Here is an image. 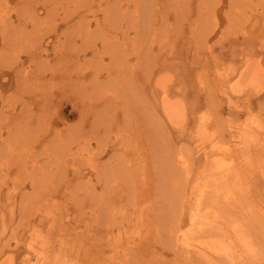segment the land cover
I'll return each mask as SVG.
<instances>
[{
    "label": "rangeland",
    "instance_id": "1",
    "mask_svg": "<svg viewBox=\"0 0 264 264\" xmlns=\"http://www.w3.org/2000/svg\"><path fill=\"white\" fill-rule=\"evenodd\" d=\"M33 1L35 0H0V91H2L0 93V114L4 115H0V145L6 142L0 149V156H2L0 157V207L3 206L5 209L4 211L0 209V260L5 256L13 255L11 257H13L15 264H21L27 257L31 258L32 264H43L48 249H50L52 245L54 246L55 243H57L55 245L57 248L56 253L64 254L65 252H70L72 255H69L68 258L73 260V263L76 262V259H79V257L82 258V260H80L82 263L79 262L78 264H109L110 257L113 256H115V259H127L128 257L122 256L136 245L138 240L135 241V236L138 233V229H140L135 223L134 213L130 214L131 211L133 212L141 208L147 210L150 206L151 210L152 208L158 209L161 205L160 207L166 210V217H168V219L164 220L165 224L164 222L159 223L160 225H158L157 231L159 233H168L172 224L175 223L173 220L169 221V218L172 214L178 212L177 210H179V205L181 203L178 198L172 199L170 197L173 194L172 197H179V194H182V192L179 193V191L184 189V182L188 180V178H186L187 176L191 175L189 179L191 184L192 181L196 179L195 183L198 189L202 188L206 180L213 176L215 168L217 167L219 169H226L227 167L233 169L241 165L252 168V166L257 164L255 159L258 154L255 151L247 154V152L243 150V147L240 146L233 156L235 158L232 159L231 156L225 155L227 152L225 150L229 145H233L237 142L241 144L240 135L242 130L240 127H242L243 124L247 123L255 126L259 121L253 123L250 120L255 121L254 118H258V116L264 117V107H261V104L264 106V91L258 94L256 96L257 98L252 97V108L249 107L251 109V112H249L245 106H243L246 104V102L242 100L244 98L240 100L231 90L232 83H235L234 73L237 71L235 61L237 60L239 62L243 60V56H245L243 53H246V50L243 51L242 49L245 34L254 43V46L248 47L249 50H247V52H249L250 49L257 50L259 53V62L264 66V0H233L231 4L230 0H218L220 3L216 0H208L213 1L212 4L207 2L211 10L199 13V6L205 4L203 3L204 0H201L202 2L200 0H129V2L123 0L119 2L122 3V9L127 10L128 8L132 10L133 15L135 14L136 6H142L144 4H151V6L148 7H150V9L151 7H154V9L156 8V12L152 14L149 21H146L144 24L145 26H135L137 23L135 16L132 18L135 19V21H132L130 18L122 23L118 22V24L121 23L119 26L122 27V30H116L118 28L116 24L110 25V20H113V17H115V20L122 17V15L118 13L112 14V17L111 12L107 11V7L109 6L107 4L113 0H86V2H92H89V5L99 9V13H97L98 15H96V17L93 12L88 10L86 2L82 4L83 0H38L39 2L36 0L37 4L40 3L38 5L36 1ZM184 1H187L188 4ZM43 5H46L45 8ZM228 7H230L228 11L230 17H225L224 11H226ZM236 7H239L238 10ZM48 8L51 11L48 10ZM32 11L34 13H32ZM46 11L48 12L46 13ZM112 11L114 10L112 9ZM235 13L239 20L235 18ZM65 15L70 17L68 18ZM241 15H243L244 18ZM36 17L38 18L35 19ZM97 17L99 18V23L96 21ZM165 18L168 20H165ZM168 21L170 24L166 23ZM127 23H130V25L133 24L135 27L132 26V28H129L130 25ZM171 24L175 25L173 26ZM83 25L88 27H85L88 34ZM74 27L76 29L72 31ZM98 28H101L102 37L100 36ZM91 29L98 30L96 31V35L92 34L93 31L91 33ZM221 29H223V32ZM198 30L201 31V33H199ZM227 30L232 32L229 33ZM207 31H212L208 41L206 40L207 38L204 37ZM151 32H155L156 34H150ZM90 33L92 36L89 38L88 36ZM125 33H128V35ZM176 35L177 37H175ZM103 37L109 39H105L104 42H107L106 44L109 45L108 47L111 51H116L118 48L122 49L125 47L130 53H132L131 49H133L134 53V51H136L135 49L140 47L138 52L143 53L144 50H147L151 52V55L156 57L159 63L164 62V64H166L168 62L169 65L160 70L159 76H169L168 79H170L169 84H171L170 91L172 98L184 102L187 108L188 116L184 123V129L174 128L170 125L172 134L169 136L167 133L168 125H159L157 121L164 117L160 104L155 102L156 100L154 97L145 90L143 95H134L133 98L135 101L131 112H127V110L125 111L126 113L119 111L117 116L116 111L113 110V106L109 103L107 104L108 99L104 96L101 97L100 92L103 93V90L100 88V84L92 80L96 76L99 77L97 80L98 82L107 79V76L108 81L113 79V77H115V69L118 65L116 63L117 59L114 57L111 59L110 56L112 55L109 57L105 55L101 59V62H98L100 66H95L96 68L94 66H92L94 67L92 68L91 65L87 67L85 64V61H87L86 59L96 56V53L92 52L89 39L92 40V38H94L93 41L97 42L100 49L104 51V43L102 44L101 41ZM84 38L87 40H85V43L83 42ZM38 39L41 41H38ZM166 39H176V41L173 40L171 42ZM69 41H74V43H69ZM167 41H169L170 45ZM72 44L74 45L71 46ZM174 45H176V47H174ZM248 45L249 44H244V47ZM148 46L149 48H147ZM209 47L213 48L212 52L214 53H211V48ZM73 49L79 50L78 52H72ZM162 50H164V52ZM81 51H84L85 54ZM135 55V53L134 55L130 54L128 57L136 61ZM196 55H200V58H197ZM153 56H151L150 59H152ZM45 60L49 63L45 62ZM77 60H79V62ZM115 63L117 65H115ZM135 63H137V61ZM73 64L79 66L76 67ZM111 64H114L115 68H112ZM149 64L154 63L152 62ZM234 67L235 69H233ZM79 68L80 70H78ZM98 68H101L102 71ZM85 72H89L90 74H86ZM70 74H72V76ZM138 80L142 83L140 79ZM224 80L226 81L224 82ZM82 84L84 86H82ZM145 84L143 85L142 83L143 86L149 85ZM87 89H91L92 92ZM155 89L158 91L156 97L160 98L159 86ZM149 90L150 88H148V91ZM78 91L82 93L80 94ZM84 94H87L85 95L86 97L90 94L92 98H84ZM8 99H11L10 104L7 103L10 102ZM117 100H120L119 103H121L123 99L116 97L109 101H112V104ZM12 102H14L13 105ZM23 102H27V104H23ZM93 103L96 105L93 106ZM43 104L46 107H44ZM27 113L30 114L27 115ZM45 114L46 116H44ZM82 114L85 120L82 118ZM48 115H52L50 118L53 120H49L47 117ZM250 115L255 116L251 118ZM39 118H41L40 120L42 121H40ZM245 118H247V121L244 123ZM47 119L49 123L46 122ZM81 119L84 121H81ZM78 121L79 125H76ZM71 122L74 123L71 124ZM65 124L67 125L65 126ZM56 125H59V127ZM217 128L220 129L214 132ZM179 131H183L184 133H180ZM250 132H254V135H258V139L264 138L262 131L251 130ZM242 134H244V132ZM213 137L214 140H212ZM221 137L223 139L222 142L220 141ZM15 138L17 139L15 140ZM165 139H167V141ZM48 141L51 143H48ZM215 141H217V143ZM67 143L70 144L67 145ZM189 146L192 147V150H190L191 148ZM3 147H7V149L5 150ZM170 148L173 150L175 148L172 156L178 158V160L180 159L179 161L181 162L174 169L168 168L169 163L165 158L166 152H170L166 150H171ZM182 150L183 152L184 150L186 151L185 154L188 152L184 155V159L179 155V151ZM192 151L193 155H188L189 152L192 154ZM25 153L27 154L25 155ZM259 153L261 155L264 154V147L262 148V152ZM69 154L71 155L67 156ZM77 154H79V156ZM6 157L11 158L9 162H15V167L13 166L10 169L7 168L8 166L5 163L7 160ZM38 158L40 160H38ZM43 158L46 159L44 160ZM194 158L195 163L192 162ZM49 159H53L54 161H50ZM184 160L190 162V172H182L183 169L179 172L178 168L184 166ZM23 161L24 163L22 164ZM80 161L84 162L82 163ZM82 165L83 167H80ZM162 165H165L166 168L164 166L162 168ZM21 166H23V169H20ZM66 166H68V169ZM48 167L51 172H49ZM159 167H161V169ZM25 168H27V170ZM35 168L36 174H32L31 171L34 172ZM20 171L22 173H18ZM67 171L70 174H68ZM48 174L52 177H49ZM77 174L79 176H77ZM27 175H29V178ZM1 178H3L2 181ZM62 178H64V180ZM82 178L86 182H84ZM37 179H39L38 181L41 183L42 188L40 185L38 186L40 190L33 189L34 184L32 185V182L34 181L32 180ZM75 179L81 181V183H78L79 181L76 182ZM52 180L56 188H58L57 190H55L56 188L51 182ZM55 180H57V182ZM16 181L21 182L20 184L23 185H21L22 189L18 187L19 185L16 184ZM232 181L233 180L230 179V183H232ZM261 181L263 186L262 192H264V181L262 178ZM77 183L80 184V186L78 185L79 187ZM248 183L251 185V189L247 194L242 195L239 193L236 204L234 203L231 207V212L235 210L236 205L250 208V210H257V208H260L258 188L255 186L253 180ZM112 184H115L114 187H112ZM14 189L17 190L14 194L7 195L9 192L15 191ZM131 189L133 191H131ZM30 192L31 196H29ZM38 194H40L39 196L42 197V201L44 200L45 204L41 203V199H38ZM33 195L36 196L35 199L32 197ZM110 195L118 196L117 201H115L116 204L109 205L112 198ZM21 196L24 198H20ZM247 196H249L248 202H246ZM262 196H264V193ZM31 197L34 201H32ZM73 197L74 199L77 197L75 199L77 203L74 202L75 200ZM164 197H168V201ZM30 202L36 204L28 208V205H31ZM23 205H25V207ZM35 206L39 207L35 209ZM113 208L116 209L113 210ZM28 209L31 211L34 210L31 212ZM112 211H117V215H115L119 219L123 218L122 213L127 214V216L130 214L127 217L128 219L123 222L125 225L123 232H121L122 238H117L115 244L112 243L113 240H109L112 237V223L117 224L120 222L116 221L117 223H114L116 217H112ZM29 213L32 217H28ZM25 215L28 216L26 217ZM2 217L4 218L2 219ZM129 218H133V220L129 221V224H127V221L130 220ZM27 221L29 223H27ZM27 226H29V228ZM151 226L153 227L151 236L156 235L157 231L156 228H154L155 224L152 223ZM51 228L53 230H51ZM133 234H135L134 237H132ZM126 240H129V244L126 243ZM154 241L155 240L152 242ZM102 243L104 249L107 250L106 256H97ZM156 243H158V241ZM195 243L197 242L195 241ZM142 245L145 251H142L140 254L132 255L140 258L142 257L144 260L141 259L146 261L142 263L141 260H137L138 264H156L155 258L157 257L159 260H169L174 256L168 248H162L164 244H159L157 245L158 247L154 245L149 246L148 244L144 245L143 243ZM60 248L62 249L61 251ZM56 253L53 252V254ZM156 253L161 255L159 256ZM95 256H97L95 259L96 261H89L91 257L95 258Z\"/></svg>",
    "mask_w": 264,
    "mask_h": 264
},
{
    "label": "bare ground",
    "instance_id": "2",
    "mask_svg": "<svg viewBox=\"0 0 264 264\" xmlns=\"http://www.w3.org/2000/svg\"><path fill=\"white\" fill-rule=\"evenodd\" d=\"M26 1V0H25ZM36 1V0H35ZM33 1V2H35ZM38 1V0H37ZM37 1H36V4H37ZM66 1V0H64ZM69 1V0H68ZM73 1V0H72ZM71 1V2H72ZM88 1V0H87ZM123 0H113L111 2H109L107 5H109L107 7V11L108 12H111V16L113 17L112 14H119V15H122L121 18H117L116 20L114 19L115 17H113V20L109 18L110 20V25H115L116 26L118 25V28L116 30H122L119 25H121V23L123 21H127L128 19L131 18L132 21H135L136 19V24L135 26H141V25H144L146 23V21L148 20L149 21V18L152 17V14L156 12V8L154 9V7H148V6H151V4H144L142 6L140 5H137L136 6V11H135V14L133 15V12L132 10L128 9H122V3H119V2H122ZM129 2V0H127ZM179 1V0H178ZM201 1V0H200ZM218 1V0H216ZM222 1V0H221ZM39 2V1H38ZM86 2V0L84 1L83 0V3L84 4ZM90 3H92L91 1H89ZM89 2H86L87 4V7H88V10H90V12H93L94 13V16L96 17V15H98L97 13H99V9H96V7L92 6V5H89ZM186 4H188L187 1H184ZM202 2V1H201ZM207 2H210L211 4L213 3V1H208V0H204L203 3H205L204 5H200L199 6V10H198V13L199 12H207V10H211L207 4ZM220 3V1H218ZM231 2L233 3V0H230V4ZM52 3V2H51ZM95 3V2H94ZM222 3V2H221ZM262 3V2H261ZM40 4V3H38ZM37 4V5H38ZM42 4V2H41ZM128 4V3H127ZM198 4V3H197ZM243 4V3H242ZM251 4V3H250ZM254 4V3H253ZM252 4V5H253ZM263 4V3H262ZM59 5V4H58ZM66 5V4H65ZM68 5V4H67ZM225 5V4H224ZM249 5V4H248ZM251 5V6H252ZM261 5V4H260ZM46 6V5H45ZM45 6L43 5V7L45 8ZM48 6V5H47ZM256 6V5H254ZM262 6V5H261ZM33 7V6H32ZM53 7V6H52ZM57 7V6H56ZM129 7V6H128ZM185 7V6H184ZM55 8V7H54ZM82 8V7H81ZM125 8V6H124ZM183 8V7H182ZM186 8V7H185ZM188 8V6H187ZM207 8V9H206ZM237 8V7H236ZM239 8V7H238ZM237 8V10H238ZM243 8V7H241ZM240 8V9H241ZM35 9V8H34ZM112 9L114 11H112ZM198 9V8H197ZM230 7H228V9L226 8V11H224L225 13V17H230V13H228ZM235 9V8H234ZM239 9V10H240ZM256 9V8H255ZM37 10V9H35ZM48 10H50L48 8ZM244 10H245V7H244ZM51 11V10H50ZM250 11V10H249ZM259 11V10H258ZM31 12V11H30ZM37 12V11H36ZM35 12V14H36ZM48 11H46L47 13ZM231 12H234V11H231ZM237 12V11H236ZM253 12V11H252ZM262 12V11H261ZM32 13H34L32 11ZM238 13V12H237ZM247 13V12H246ZM69 14V13H67ZM87 14V13H85ZM128 14V16H127ZM130 14V15H129ZM236 14V13H235ZM243 14V13H242ZM37 15V14H36ZM70 15V14H69ZM72 15V14H71ZM109 15V14H108ZM118 15V16H119ZM248 15V14H247ZM250 15V14H249ZM248 15V16H249ZM35 16V15H33ZM40 16V15H39ZM48 16V15H47ZM54 16V15H53ZM67 16V15H65ZM136 17L135 19H132L133 17ZM155 16V15H154ZM232 16V14H231ZM236 19L239 20V18H237V14L234 15ZM240 16V15H239ZM238 16V17H239ZM243 17V15H241ZM247 16V17H248ZM251 16V15H250ZM263 16V14H262ZM68 17V16H67ZM70 17V16H69ZM68 17V18H69ZM93 17V16H92ZM241 17V18H242ZM38 17H36L35 19H37ZM49 18V17H48ZM66 18V17H65ZM94 18V17H93ZM244 18V17H243ZM40 19V17H39ZM38 19V20H39ZM95 19V18H94ZM98 17L96 18V21L98 22ZM167 18H165L166 20ZM234 19V18H233ZM232 19V20H233ZM130 20V21H131ZM168 20V19H167ZM237 20V22H238ZM245 20V19H243ZM78 21H81V20H78ZM129 21V22H130ZM131 21V22H132ZM231 21V20H230ZM118 22H121L120 24H118ZM226 22V21H225ZM249 22V21H248ZM87 23V22H86ZM85 23V24H86ZM99 23V22H98ZM168 24V22H166ZM125 24V23H124ZM128 25H130V23H127ZM148 24V23H147ZM151 24V23H150ZM149 24V25H150ZM167 24V26H168ZM243 24V23H241ZM76 25V24H75ZM171 25H175V24H171ZM57 26V25H56ZM135 27L133 24L130 25L129 28H132ZM145 26V25H144ZM78 27V26H77ZM83 27L85 28H88L87 26H84ZM100 27V26H99ZM177 27V26H176ZM202 27V26H200ZM227 27V26H226ZM225 27V29H226ZM229 27V26H228ZM231 27V26H230ZM236 27V26H235ZM238 28H240L239 26H237ZM263 27V25H262ZM67 28V27H66ZM70 28V27H68ZM86 28H85V31H86ZM111 28V27H110ZM157 28V27H156ZM168 28V27H167ZM237 28V29H238ZM242 28V27H241ZM56 29V28H55ZM71 29V28H70ZM76 28L74 27V29L72 28V31H74ZM80 29V28H79ZM99 29V28H98ZM161 29V28H160ZM163 29V28H162ZM207 29V28H206ZM225 29H224V32H225ZM231 29V28H229ZM236 29V28H235ZM54 30V29H53ZM81 30V29H80ZM84 30V29H83ZM90 30V29H89ZM140 30V29H139ZM165 30V29H164ZM209 30V29H208ZM222 32H223V29H221ZM242 30V29H240ZM262 30V28H261ZM50 31V30H49ZM55 31V30H54ZM67 31V30H66ZM68 31H71V30H68ZM93 31V33H92ZM96 31L98 30H93L91 29V33L92 34H95L96 35ZM103 31V30H102ZM112 31V30H111ZM126 31V30H125ZM136 31V30H135ZM199 31V30H198ZM213 31V30H212ZM211 31V32H212ZM228 31V30H227ZM226 31V32H227ZM263 31V30H262ZM48 32V31H47ZM78 32V31H77ZM81 32V31H80ZM84 32V31H82ZM128 32V31H127ZM211 32L207 31V33L204 34V37H206L207 41H208V38L210 37L209 35L211 34ZM229 33H231L230 31H228ZM227 32V33H228ZM234 32V31H233ZM86 33L88 34V32L86 31ZM85 33V34H86ZM90 33V35L88 36L90 38V36H92ZM99 33H100V36L103 35L101 34V28L99 29ZM105 33V32H104ZM113 33V32H112ZM136 33V32H135ZM140 33V31H139ZM148 33V32H147ZM154 34H156L155 32H153ZM152 32L150 34H153ZM162 33V32H160ZM199 33H201V31H199ZM51 34V33H50ZM80 34V33H79ZM107 34V33H106ZM105 34V35H106ZM128 35V33H125ZM131 34V33H130ZM197 34V33H196ZM48 35V34H47ZM137 35V34H135ZM193 35V34H192ZM46 36V35H45ZM112 36V35H111ZM125 36V35H124ZM123 36V37H124ZM154 36V35H153ZM164 36V35H163ZM198 36V35H196ZM201 36V35H200ZM222 36V35H221ZM102 37V36H101ZM99 37V38H101ZM108 37V36H107ZM167 37V36H166ZM177 37V35L175 36ZM174 37V38H175ZM244 40H243V51L246 50V53L244 52L243 55V60H240L239 62L236 60L235 63H236V68H237V71H235V83L233 84L232 83V91L236 94V97H238L240 100L242 98V100H244L243 102H246L245 105V108L251 112V109L249 107H251L252 105V97H256L258 94H261L263 91H264V66H262V64H260V60H259V53L257 50H254V49H250L249 52H247V50H249V46H254V43L250 40V38L248 36H244ZM248 37V38H247ZM41 40H42V37L40 36ZM51 38V37H50ZM59 38V37H58ZM133 38V37H132ZM163 38V37H162ZM196 38V37H194ZM68 39V38H67ZM66 39V40H67ZM73 39V38H72ZM75 39V38H74ZM82 39V38H81ZM94 38L89 39L90 40V44H91V49H92V52L96 53V56L95 57H92V58H88L86 59L87 61H85V64L87 67H91L92 66H100L99 65V61L101 62V59L106 55H108V57L110 55V58L113 59L112 57L116 58L117 59V64L115 63V65H117L116 69H115V77H113V79L111 80H107L108 79V76H107V79L103 80V81H100L98 82L97 80L99 79L98 76H96L94 79H92L95 83H98L100 84V88H102V92L101 93L100 91V95L101 97L104 96L108 99V102L107 104L109 103L111 106H113V110L116 111L117 113V116H118V112L119 111H123L125 112L127 110V112H131L132 109H133V104H134V101L135 99L133 98L134 95H143L145 93V91H147V93L151 94L154 99L156 100L155 102H158L163 110V113H164V117H162V119L160 120H157L159 122V125H164V126H167V133L169 134V136L172 134V131H170V125H172L174 128L177 127L179 129H184V123L186 122L187 120V108L184 104V102L180 101L179 99H173L172 98V94H171V84H169L170 82V79H168V77H166L165 75H161L159 76V73H160V70L163 68V67H167L169 64L168 62L166 64H164V62L162 63H159L156 59V57H154L153 55H151V52L147 51V50H144L143 53H140L138 52L140 50V47L138 49H135L136 51H134V53L136 54L134 57L137 61V63H135L136 61H133V59L130 57H128L130 54H133V49H131V52L127 49V48H118V50L116 51H111L109 50V45L106 44L107 42L104 40L107 39L105 37L102 38V44L104 46V51H102L100 49V47L98 46L97 42L93 41ZM127 39V38H126ZM129 39V38H128ZM179 39V38H178ZM199 39V38H198ZM205 39V38H204ZM40 39H38V41H41ZM60 40V39H59ZM58 40V41H59ZM76 40V39H75ZM83 40V39H82ZM85 40L86 38H84V43H85ZM109 40V39H107ZM166 40H169V39H166ZM176 41V39H173ZM172 39L169 40V41H173ZM230 40V39H229ZM48 41V40H47ZM87 41V40H86ZM146 41V39H145ZM158 41V40H157ZM169 41H167L169 43ZM254 41V40H253ZM262 41V40H261ZM109 42V41H108ZM119 42V41H118ZM156 42V41H155ZM222 42V41H221ZM225 42V41H224ZM223 42V43H224ZM39 43V42H38ZM62 43V42H61ZM69 43H74V41H69ZM110 43V42H109ZM114 43V42H113ZM167 43V45H168ZM176 43V42H175ZM208 43V42H207ZM214 43V42H213ZM216 43H217V40H216ZM256 43V42H255ZM56 44V43H55ZM87 44V43H86ZM111 44V43H110ZM181 44V43H180ZM199 44V43H198ZM206 44V43H205ZM222 44V43H221ZM244 44H249L247 47H244ZM74 44H72L71 46H73ZM166 45V43H165ZM170 45V43H169ZM216 45V44H215ZM88 46V44H87ZM107 46V47H106ZM208 46V45H206ZM212 46V45H211ZM59 47V46H58ZM112 47V46H111ZM110 47V49H111ZM172 47V46H171ZM174 47H176V45H174ZM213 47V46H212ZM264 47V46H263ZM81 48V47H80ZM79 48V49H80ZM149 48V46L147 47ZM173 48V47H172ZM201 48V47H200ZM211 48V47H209ZM79 49H73L72 52H78ZM83 49V47H82ZM160 49V48H159ZM165 49V48H164ZM212 49L211 48V53H214L212 52ZM71 50V49H70ZM69 50V51H70ZM81 50V49H80ZM150 50V49H149ZM209 50V49H208ZM67 51V50H66ZM164 52V50H162ZM242 51V52H243ZM46 52V51H45ZM84 53V51H81ZM241 52V53H242ZM66 53V52H65ZM68 53V52H67ZM160 53V52H159ZM179 53V52H178ZM64 54V53H63ZM79 54V53H78ZM85 54V53H84ZM39 55V54H38ZM79 56V55H78ZM90 56V55H89ZM94 56V55H93ZM151 56H153L152 59ZM157 56V55H156ZM197 56V55H196ZM200 56V55H199ZM199 56H197V58H200ZM234 56V55H233ZM232 56V57H233ZM204 57V56H203ZM261 57V56H260ZM44 58V57H43ZM196 58V57H195ZM202 58V57H201ZM234 58V57H233ZM19 59V58H18ZM46 59V58H45ZM160 60V59H159ZM198 60V59H197ZM75 61V60H74ZM79 62V60H77ZM231 61V60H230ZM17 62V61H16ZM45 62H48L45 60ZM154 63V64H149V63ZM171 62V60H170ZM201 62V61H200ZM203 62V61H202ZM49 63V62H48ZM68 63V62H67ZM72 63V62H71ZM76 63V61H75ZM74 63V64H75ZM110 63V62H109ZM108 63V64H109ZM241 63V64H240ZM73 64V65H74ZM81 64V63H80ZM83 64V63H82ZM72 65V66H73ZM115 65L114 64H111V67L115 68ZM140 65V66H139ZM71 66V65H70ZM74 66H79V65H74ZM109 66V65H107ZM135 66V67H134ZM142 66V67H141ZM235 66V64H234ZM92 67V68H94ZM233 67V66H232ZM7 68V67H6ZM12 68V67H11ZM75 68V67H74ZM96 68V67H95ZM70 69V68H69ZM84 69V68H83ZM98 69H101V68H98ZM229 69V68H228ZM235 69V67L233 68ZM6 70V69H5ZM15 70V69H13ZM12 70V71H13ZM18 70V69H17ZM80 70V68L78 69ZM108 70V69H107ZM71 71V70H70ZM74 71V70H73ZM76 71V69H75ZM102 71V69H101ZM110 71V70H109ZM112 71V70H111ZM79 72V71H77ZM87 72V71H86ZM85 72V73H86ZM99 72V71H98ZM70 73V72H68ZM73 73V72H72ZM84 73V72H82ZM89 73V72H88ZM86 73V74H88ZM95 73V72H94ZM9 74V73H8ZM23 74V73H22ZM77 74V73H76ZM80 74V73H79ZM78 74V75H79ZM90 74V73H89ZM232 74V75H234ZM17 75V74H16ZM72 76V74H70ZM46 76V75H45ZM52 77V76H51ZM50 77V78H51ZM94 77V76H93ZM92 77V78H93ZM232 77V76H231ZM19 78V77H18ZM74 78V77H73ZM85 78V77H84ZM104 78V77H103ZM233 78V77H232ZM47 79V78H46ZM80 79V78H79ZM79 79H77L78 81H80ZM90 79V78H89ZM110 79V78H109ZM140 79L143 83V85L145 83L149 84H145L147 86H143L142 83L138 80ZM144 79V80H142ZM19 80V79H18ZM75 80V79H74ZM129 80V81H128ZM230 80V79H229ZM44 81V80H43ZM50 81V80H49ZM76 81V80H75ZM77 81V82H78ZM84 81V80H82ZM105 81V82H104ZM108 81V82H106ZM226 80H224L225 82ZM18 82V81H17ZM89 82V81H88ZM72 83V82H71ZM82 83V82H81ZM85 83V82H83ZM92 83V82H91ZM19 84V83H18ZM79 84V83H78ZM108 84V85H107ZM76 85V84H75ZM107 85V86H106ZM229 85V84H228ZM72 86V85H71ZM77 86V85H76ZM82 86H84L82 84ZM159 86V92H160V98H157L156 96L158 95V91H156V87ZM18 87V86H17ZM74 87V86H73ZM81 87V86H80ZM68 88V87H67ZM82 88V87H81ZM87 88V87H86ZM90 88V87H89ZM148 88H150V90L148 91ZM228 88V87H227ZM75 89V88H73ZM83 89V88H82ZM106 93H105V91ZM86 90V89H85ZM89 90V89H87ZM91 90V89H90ZM89 90V91H90ZM96 90V89H95ZM143 90V92H142ZM145 90V91H144ZM229 90V89H228ZM75 91V90H74ZM94 91V89H93ZM98 91V89H97ZM2 91H0L1 93ZM71 92V91H70ZM80 93V91H78ZM88 92V91H87ZM92 92V90H91ZM230 92V90H229ZM74 93V92H73ZM82 93V92H81ZM80 93V94H81ZM90 93V92H89ZM232 93V92H231ZM3 94V93H2ZM1 94V95H2ZM78 94V93H76ZM35 95V94H34ZM37 95V93H36ZM64 95V94H63ZM66 95V94H65ZM87 95V94H84V96ZM97 95V94H96ZM98 95V96H100ZM93 96V95H92ZM9 97V96H8ZM90 97V94H88V96L84 97V98H89ZM116 97H118L119 99H123L121 101V103H119L120 100H117V101H114L112 104L111 102L109 101L110 99H115ZM234 97V96H233ZM1 98V97H0ZM92 98V97H90ZM257 98V97H256ZM47 99V98H46ZM71 99V98H70ZM251 99V100H250ZM10 102H7L8 104L11 103V99H8ZM38 100V99H37ZM101 100V99H100ZM247 100V101H246ZM80 101V100H78ZM77 101V103H78ZM104 101V99H103ZM35 102V101H34ZM47 102H48V99H47ZM81 102V101H80ZM210 102V101H209ZM14 102H12V105H13ZM60 103V102H59ZM76 103V105H77ZM105 103V102H104ZM16 104V103H15ZM23 104H27V102H23ZM33 104V103H32ZM35 104V103H34ZM103 104V103H102ZM44 105V104H43ZM96 105L93 103V106ZM98 105V104H97ZM104 105V104H103ZM262 106L261 107H264L263 104H261ZM81 106V105H80ZM9 107V106H8ZM11 107V106H10ZM32 107V106H31ZM43 107V106H42ZM44 107H46L44 105ZM259 107V108H261ZM80 108V107H79ZM112 108V107H110ZM241 108V107H240ZM252 108V107H251ZM7 109V108H6ZM14 109V108H13ZM29 109H32V108H29ZM44 109V108H43ZM51 109V107H50ZM49 109V110H50ZM95 109V108H94ZM262 109V108H261ZM2 110V109H1ZM4 110V109H3ZM27 110V109H26ZM264 110V108H263ZM15 111V110H13ZM47 111V110H46ZM261 111V110H260ZM3 112V111H2ZM45 112V111H44ZM60 112V111H59ZM102 113V112H101ZM126 113V112H125ZM262 113V112H261ZM3 114V113H2ZM24 114V113H23ZM30 114V113H29ZM27 113V115H29ZM98 114V113H97ZM252 114V113H251ZM1 115V114H0ZM54 115V114H53ZM1 116H4V115H1ZM46 116V114L44 115ZM50 116L52 115H48L47 117L49 118V120H51L52 118H50ZM83 116V114H82ZM251 116V115H250ZM255 116V115H254ZM254 116H251L254 117ZM1 118V117H0ZM26 118V116H25ZM64 118V117H63ZM84 119V116L82 117ZM30 119V118H29ZM32 119V118H31ZM41 118H39L40 120ZM59 119V118H58ZM83 119H81V121H84ZM102 119V118H100ZM255 121L253 120H250L251 122L253 123H256L258 122L255 126H252V125H249L247 123H245L247 121V118H245V121L241 128V132L244 134L241 133L240 137H241V144L240 143H235L233 145H229L226 147V150L227 151L225 153V155H228V156H231L232 159H234L235 157H233L236 153V151L239 149L240 146L243 147V150H245L247 152V154L249 153H253L254 151L257 152L258 156L256 157V163L254 166H252V168H248V167H245V166H237L233 169H229V167H227L226 169H219L217 166H214V167H217L215 168V172L213 173V176H211L210 178H208L206 180V182L203 184V187L202 188H198L197 189V185L195 183V180L192 181V184H191V181H189L190 179V176H187L186 178H188V180H186V182H184V189L182 191H179L182 192V194H179L180 196L179 197H172L173 195H171L170 198L172 199H176L178 198L181 202L180 205H179V210H177L178 212H175L174 214H172V216L169 218V221H172L175 222L172 224V227L170 228L169 232H165V233H159L157 231V227L158 225H160L159 223L161 222H164L165 224V219H168V217H166V210L162 209L160 206L158 209L156 208H152L151 210V206L147 209V210H144V208H141L139 210H134L133 212L131 211L130 214L134 213V219L136 220L135 223L136 225L139 226L140 229H138V233L136 234V238H135V241L138 240L136 242V245L130 250L128 251L127 253H125L124 255L126 256H122V257H128L127 259H121V258H117L115 259L113 257H110V263L109 264H138L137 263V260H141L142 263L146 262V261H143L144 258H140V257H136V256H132L134 254H140L142 251H145V248L143 247L142 248V243L144 245L148 244L149 246H152L154 245L155 247H158L157 245L159 244H164V246H162V248H168L170 252H172L174 254V256L172 258H170L169 260H159L157 258H155V261H156V264H264V196H262V194L264 192H262V181H261V178L263 179L264 181V154H260L259 152H262V148L264 147V138H260L258 139V135H254L253 133L254 132H250L251 130H254V131H262V133L264 134V117H260L258 116V118H254ZM48 119L46 120V122L49 121ZM53 120V119H52ZM60 120V119H59ZM62 120V119H61ZM29 121V120H28ZM27 121V122H28ZM42 121V120H40ZM51 122V121H50ZM53 122V121H52ZM65 122V121H64ZM21 123V122H20ZM49 123V122H48ZM55 123V121H54ZM74 123V122H73ZM71 122V124H73ZM76 123V122H75ZM169 123V124H168ZM19 124V123H18ZM59 124V123H58ZM64 124V123H63ZM62 124V125H63ZM167 124V125H166ZM21 125V124H20ZM54 125V124H53ZM67 124H65L66 126ZM76 125H79V121H78V124ZM93 125V124H92ZM35 126V125H34ZM55 126V125H54ZM59 127V125H56ZM74 126V125H73ZM2 127V126H1ZM24 127V126H23ZM51 127V126H50ZM61 128V127H60ZM25 129V128H24ZM36 129V127H35ZM34 129V130H35ZM69 129V128H68ZM71 129V128H70ZM76 129V128H75ZM99 129V128H98ZM220 129V128H217L216 130H214V132H217V130ZM22 130V129H21ZM43 130V129H41ZM1 131V130H0ZM37 131V130H36ZM54 131V130H53ZM68 131V130H67ZM65 131V132H67ZM80 131V130H79ZM141 131V130H140ZM12 132V131H10ZM20 132V131H19ZM43 132V131H41ZM64 132V131H63ZM69 132V131H68ZM67 132V133H68ZM142 132V131H141ZM140 132V133H141ZM180 133H184L183 131H179ZM250 132V133H249ZM1 133V132H0ZM13 133V132H12ZM31 133V132H30ZM36 133V132H35ZM45 133V132H44ZM51 133V132H50ZM249 133V134H247ZM26 134V133H25ZM33 134V132H32ZM47 134V133H46ZM22 135V134H21ZM19 135V136H21ZM49 135V134H47ZM52 135V134H51ZM63 135V134H62ZM61 135V136H62ZM67 135V134H65ZM69 135V134H68ZM1 136V134H0ZM13 136V135H12ZM30 136V135H28ZM46 136V135H45ZM101 136V135H100ZM26 137V136H25ZM43 137V135H42ZM41 137V138H42ZM63 137V136H62ZM6 138V137H5ZM9 138V137H8ZM68 138V137H67ZM171 138V137H170ZM14 139V138H13ZM17 138H15L16 140ZM61 139V138H60ZM64 139V138H63ZM86 139V138H85ZM206 139V137H205ZM218 139V138H217ZM220 139V137H219ZM236 139V138H235ZM4 140V139H3ZM48 140V139H47ZM66 140V139H65ZM100 140V139H99ZM167 141V139H165ZM170 140V139H169ZM214 140V137L213 139ZM222 137H221V142H222ZM234 140V139H233ZM10 141V140H9ZM43 141V140H42ZM125 141H128V140H125ZM13 142V141H12ZM16 142V141H15ZM18 142V141H17ZM46 142V141H45ZM50 141H48L49 143ZM54 142V141H53ZM90 142V141H89ZM213 142V141H212ZM217 143V141H215ZM247 142V143H246ZM6 143V142H5ZM5 143H2V145H0V149L2 148V146H4L3 144ZM47 143V144H48ZM51 143V142H50ZM91 143V142H90ZM99 143V142H98ZM113 143V142H112ZM111 143V144H112ZM173 143V142H172ZM8 144V143H7ZM14 144V143H13ZM23 144V143H21ZM63 144V143H62ZM66 144V143H65ZM64 144V145H65ZM70 144V143H69ZM67 143V145H69ZM164 144V143H163ZM167 144V143H166ZM58 145V144H57ZM61 145V144H60ZM172 145V144H171ZM174 145V144H173ZM169 146V145H167ZM8 147V145H7ZM7 147H3V149H7ZM10 147V146H9ZM20 147V145H19ZM79 147V146H78ZM185 147V146H184ZM188 147V146H187ZM192 150V147L189 146ZM11 148V147H10ZM14 148V147H13ZM18 148V147H17ZM65 148V147H64ZM74 148V147H73ZM182 148V147H181ZM186 148V147H185ZM2 149V150H3ZM62 149V148H61ZM78 149V148H77ZM84 149L86 150V148L84 147ZM101 149V148H100ZM105 149V148H104ZM169 149V147H168ZM166 150V151H170L169 153L166 152V159L169 163L168 165V168H175L176 166L179 165V163H181L178 158H174L172 156V153L174 150L171 149V150ZM9 150V149H8ZM21 150V149H20ZM27 150V149H26ZM64 150V149H63ZM83 150V149H82ZM13 151V150H12ZM10 151V152H12ZM16 151V150H15ZM28 151V150H27ZM87 151V150H86ZM68 152V151H67ZM70 152V150H69ZM82 152V151H81ZM95 152V151H94ZM183 154H182V153ZM185 150L183 152L182 151H179V155L182 156V158L184 159V155L185 154ZM229 152V154H228ZM18 153V152H16ZM22 154V153H21ZM27 153H25L26 155ZM38 154H39V151H38ZM54 154V153H53ZM72 154V152H71ZM71 154L67 155V156H70ZM102 154V153H101ZM24 155V154H22ZM21 155V156H22ZM43 155V154H42ZM63 155V154H62ZM79 156V154H77ZM188 155H193V151H192V154L189 152ZM49 156V155H48ZM76 156V155H75ZM2 157V156H0ZM65 157V156H64ZM74 157V155H73ZM77 157V156H76ZM250 157V156H249ZM5 158V157H4ZM7 158V157H6ZM11 158L8 157L7 160H6V164H7V168H11V167H15V162L13 163L12 161L9 162ZM44 159V158H43ZM46 159V158H45ZM44 159V160H45ZM251 159V158H250ZM3 160V159H2ZM19 160V159H18ZM17 160V161H18ZM38 160H40L38 158ZM37 160V161H38ZM50 161L53 160V159H49ZM195 158L192 160V162H194ZM254 160V161H255ZM22 161V160H21ZM54 161V160H53ZM65 161V160H64ZM166 161V160H165ZM252 161V160H251ZM13 164H12V163ZM19 162V161H18ZM17 162V163H18ZM35 162V161H34ZM69 162V161H68ZM82 162V161H80ZM84 162V161H83ZM82 162V163H83ZM86 162V161H85ZM237 162V161H236ZM1 163V162H0ZM21 163V162H20ZM24 163V161L22 162V164ZM37 163V162H36ZM41 163V162H40ZM163 163V162H161ZM165 163V162H164ZM195 163V162H194ZM193 163V164H194ZM12 164V165H10ZM45 164V163H44ZM192 164V166H193ZM39 165V163H38ZM43 165V164H42ZM67 165V164H66ZM70 165V164H68ZM87 165V164H86ZM167 165V164H166ZM184 166H181L178 168L179 172H181V169L182 172L185 171V172H190V162L188 161H185L184 160V163H183ZM2 166V164H1ZM26 166V165H25ZM94 166V165H93ZM148 166V165H147ZM163 166L165 167V165H162V168ZM3 167V166H2ZM20 167V166H19ZM17 167V168H19ZM23 166H21L20 169H23L22 168ZM68 166H66L67 168ZM80 167H83L80 166ZM146 167V166H145ZM28 168V167H27ZM27 168H25L27 170ZM53 168V167H52ZM96 168V167H95ZM98 168V167H97ZM161 169V167H159ZM166 168V167H165ZM43 169V168H42ZM49 169V167H48ZM68 169V168H67ZM73 169V168H72ZM79 169H82V168H79ZM146 169V168H145ZM144 169V171H145ZM33 170V169H31ZM30 170V171H31ZM38 170V169H37ZM47 170V169H46ZM89 170V169H88ZM100 170V168H99ZM9 171V170H8ZM29 171V172H30ZM40 171V170H39ZM70 171V170H69ZM83 171V170H81ZM22 172L24 173V171L22 170ZM21 171L18 172V173H22ZM49 172L50 169H49ZM84 172V171H83ZM82 172V174H83ZM86 172V170H85ZM5 173V172H4ZM7 173V172H6ZM31 173L33 174H36V168H35V171ZM48 173V172H47ZM68 173V171H67ZM78 173V172H77ZM94 173V172H93ZM258 173V174H257ZM15 174L17 175V173L15 172ZM26 174V173H25ZM30 174V173H29ZM38 174V173H37ZM70 174V173H68ZM95 174V173H94ZM31 175V174H30ZM43 175V174H42ZM49 175V174H48ZM53 175V174H52ZM75 175V174H74ZM3 176V175H2ZM18 176V175H17ZM28 178H29V175H27ZM67 176V175H66ZM77 176H79L77 174ZM82 176V175H81ZM1 177V176H0ZM31 177V176H30ZM39 177V176H38ZM48 177V176H47ZM49 177H52L49 175ZM148 177V176H147ZM44 178V177H43ZM54 178V177H53ZM68 178V177H67ZM81 178V177H80ZM85 178V177H83ZM82 178V180H84ZM184 178V176H183ZM3 178H1V181H2ZM33 179V178H31ZM42 179V178H41ZM40 179V181H41ZM64 180V178H62ZM66 179V178H65ZM122 179V178H121ZM194 179V178H193ZM230 179H232V183H230ZM39 179L37 180H32L34 182H32V185H33V189H39L40 188L38 187L40 185L41 187V183L38 181ZM76 180V179H75ZM81 180V179H80ZM117 180V179H116ZM253 180L255 186L258 188V198H259V201H260V208H257V210H254V209H251L250 208H246V207H243V206H235V210L233 212L231 207L234 205V203L236 204V201H237V198L239 196V193H241L242 195L244 194H247V192L251 189V185H249V181ZM57 182V180H55ZM59 181V180H58ZM79 181V180H76V182ZM121 181V180H120ZM6 182V181H5ZM31 182V181H30ZM52 184H54L53 180L51 181ZM50 182V183H51ZM61 182V181H60ZM83 182V181H82ZM84 182H86L84 180ZM100 182V181H99ZM123 182V181H122ZM130 182V181H129ZM143 182V181H142ZM148 182V181H147ZM21 182L19 181H16V184H18L19 186L18 187H21L22 184H20ZM24 183V182H22ZM49 183V184H50ZM63 183V182H62ZM78 183H81V181H79ZM77 183V186L80 184ZM113 183V182H112ZM145 183V182H144ZM159 183V182H158ZM195 183V185H194ZM14 184V182H13ZM83 184V183H82ZM81 184V185H82ZM85 184V183H84ZM100 184V183H99ZM120 184V183H119ZM140 184V183H138ZM137 184V185H138ZM147 184V183H146ZM15 185V184H14ZM115 185V184H114ZM114 185L112 184V187H114ZM17 187V185H15ZM23 186V185H22ZM74 186V185H73ZM78 186V187H79ZM109 186V185H108ZM111 186V185H110ZM129 186V185H128ZM134 186V185H133ZM15 187V189H16ZM45 187V186H44ZM54 187L56 188L55 184H54ZM76 187V186H75ZM81 187H84V186H81ZM132 187V186H131ZM141 187V186H140ZM1 188V187H0ZM3 188V187H2ZM14 188V187H13ZM42 188V187H41ZM47 188V187H46ZM45 188V189H46ZM65 188V187H64ZM107 188V187H106ZM136 188V187H135ZM134 188V189H135ZM151 188V187H150ZM14 189V190H15ZM18 189V188H17ZM22 189V187H21ZM19 189V190H21ZM44 189V190H45ZM58 188H56L55 190H57ZM114 189V188H113ZM112 189V190H113ZM138 189V187H137ZM181 189V188H180ZM11 190V189H10ZM77 190V189H76ZM8 191V190H7ZM17 190L15 191H11V192H7L8 194L7 195H12L16 192ZM65 191V189H64ZM68 191V189H67ZM73 191V190H72ZM130 191V190H129ZM131 191H133L131 189ZM25 192V191H24ZM54 192V191H53ZM56 192V191H55ZM71 192V191H70ZM77 192V191H75ZM128 192V191H127ZM146 192V191H145ZM27 193V192H26ZM66 193V192H65ZM74 193V192H73ZM134 193V192H132ZM136 193V192H135ZM147 193V192H146ZM168 193V192H167ZM24 194V193H23ZM31 192L29 193V196ZM33 194V193H32ZM43 194V193H42ZM53 194V193H52ZM63 194V193H62ZM71 194V193H70ZM75 194V193H74ZM73 194V195H74ZM106 194V193H105ZM131 194V193H130ZM149 194V193H148ZM35 195V194H34ZM32 196L34 197V199L36 198V196ZM40 194H38V199H41V203H44V200L42 201V197L39 196ZM85 195V194H84ZM109 195V194H108ZM116 195V194H115ZM169 195V196H170ZM23 196V195H22ZM22 196L20 198H22ZM28 196V197H29ZM68 196V194H67ZM77 196V195H75ZM87 196V195H86ZM93 196V195H92ZM102 196V195H101ZM112 196L110 202H109V205L110 204H116L115 201H117V197L118 196H114V195H110ZM136 196V195H134ZM157 196V195H156ZM164 196V195H163ZM162 196V197H163ZM12 197V196H10ZM26 197V196H25ZM31 197V198H32ZM49 197V196H48ZM66 197V196H65ZM84 197V196H83ZM89 197V195H88ZM94 197V196H93ZM129 197V196H127ZM24 198V197H23ZM22 198V199H23ZM30 198V199H31ZM52 198V197H51ZM77 198V197H76ZM75 198V199H76ZM108 198V196H107ZM159 198V197H158ZM166 198V197H164ZM168 198V197H167ZM166 198V200H167ZM27 199V197H26ZM34 199L32 198V201H34ZM74 199V197H73ZM74 199V200H75ZM82 199V197H81ZM93 199V198H92ZM97 199V197H96ZM109 199V198H108ZM37 200V199H36ZM79 200V198H78ZM94 200V199H93ZM98 200V199H97ZM96 200V201H97ZM134 200V199H133ZM158 200V199H157ZM160 200V199H159ZM162 200V199H161ZM165 200V201H166ZM26 201V200H25ZM24 201V202H25ZM47 201V200H46ZM71 201V200H70ZM91 201V200H90ZM168 201V200H167ZM249 201V196L246 197V202ZM28 202V201H26ZM25 202V203H26ZM49 202V201H48ZM75 203L76 200L74 201ZM98 202V201H97ZM156 202V201H155ZM155 202H154V205H155ZM177 202V201H176ZM31 203V202H30ZM39 203V202H38ZM54 203V202H52ZM94 203V202H93ZM135 203V202H134ZM165 203V202H163ZM174 203V202H173ZM23 204V202H22ZM34 203H31V205L29 206L28 205V208H31V206L33 205ZM36 204V203H35ZM34 204V205H35ZM45 204V203H44ZM96 204V203H95ZM94 204V205H95ZM136 204V203H135ZM171 204V203H170ZM39 205V204H38ZM64 205V204H63ZM81 205V204H80ZM101 205V204H100ZM133 205V204H132ZM153 205V206H154ZM172 205V204H171ZM170 205V206H171ZM25 207V205H23ZM27 206V204H26ZM84 206V204H83ZM82 206V207H83ZM99 206V205H98ZM102 206V205H101ZM36 207V206H35ZM35 207H32V208H35ZM39 207V206H38ZM38 207H36L35 209H37ZM61 207V206H60ZM79 207V206H78ZM116 207V206H115ZM128 207V206H127ZM51 208V207H50ZM54 208V207H53ZM124 208V207H123ZM1 211H4V207L1 206L0 207ZM21 209V208H20ZM116 208H113V210H115ZM125 209V208H124ZM123 209V210H124ZM173 209V208H171ZM30 210V209H28ZM34 210V209H33ZM32 210V211H33ZM41 210V209H40ZM83 210V209H82ZM81 210V211H82ZM148 210H151V211H148ZM31 211V210H30ZM31 211V212H32ZM80 211V210H79ZM39 212V211H38ZM63 212V211H62ZM46 213V212H45ZM65 213V212H64ZM64 213H63V216H64ZM78 213V212H77ZM80 213V212H79ZM83 213V212H82ZM86 213V212H85ZM110 213V212H109ZM117 211H112V217H116V214ZM47 214V213H46ZM62 214V213H61ZM81 214V213H80ZM79 214V215H80ZM116 214V215H115ZM129 214V215H130ZM31 214L29 213V216L28 217H32L30 216ZM33 215V214H32ZM43 215V214H42ZM67 215V214H66ZM128 215V216H129ZM131 215V216H133ZM171 215V214H170ZM26 216V215H25ZM26 216V217H27ZM34 216V215H33ZM38 216V215H37ZM96 216V215H95ZM110 216V215H109ZM122 216L123 218L119 219L118 217L115 218V221H119L120 223H117V224H113L112 223V232H111V238L109 239L110 241L113 240V244L116 243V239L117 238H122V234L121 232H123V229H124V221L127 220L128 216L127 214H124L122 213ZM42 217V216H41ZM62 217V216H61ZM4 217H2L3 219ZM25 218V217H24ZM84 218V217H83ZM42 219V218H41ZM40 219V220H41ZM46 219V218H45ZM61 219V218H60ZM130 219V218H129ZM59 220V219H58ZM63 220H64V217H63ZM133 218H131L130 220L127 221V224H129L128 222L129 221H132ZM44 221V220H43ZM60 221V220H59ZM65 221V220H64ZM27 223H29L27 221ZM134 223V222H133ZM132 223V224H133ZM154 223L155 226L154 228H156V235H153L151 236L152 232H153V227L151 226V224ZM43 224V223H42ZM53 224V222H52ZM55 224V223H54ZM29 225V224H28ZM56 225L58 226V224L56 223ZM88 225V224H87ZM100 225V224H98ZM171 225V224H170ZM31 226V224H30ZM61 226V225H60ZM174 226V227H173ZM29 228V226H27ZM115 227V228H114ZM186 227V229H185ZM55 228V227H54ZM152 229V230H151ZM165 229V227H164ZM49 230V229H48ZM51 230H53L51 228ZM50 230V231H51ZM60 230V229H59ZM58 230V231H59ZM63 230V228H62ZM61 230V232H62ZM134 230V229H133ZM88 231V230H87ZM53 232V231H52ZM90 232V231H89ZM50 233V232H49ZM60 233V232H58ZM101 233V232H100ZM53 234V233H52ZM131 234V233H129ZM54 235V234H53ZM52 235V236H53ZM58 235V234H57ZM89 235V234H88ZM135 234H133L132 237H134ZM101 236V234H100ZM35 237V236H34ZM55 237V236H54ZM35 240V239H34ZM54 240V239H53ZM153 240H155L154 242H152ZM158 243H156L157 241ZM195 241L197 243H195ZM61 242V240H60ZM71 242V241H69ZM63 243V242H62ZM68 243V242H67ZM126 243L129 244V240H126ZM151 243V244H150ZM52 244V243H51ZM57 243L54 244V246L52 245V247L50 249H48L47 251V255L45 257V260L43 262V264H78L79 262L82 263V258L79 257V259L77 258L76 259V262H72L73 260L69 259L68 256L69 255H72L70 252H65L64 254H57L56 253V245ZM109 244V243H108ZM100 245V244H98ZM50 246V245H49ZM68 246V245H66ZM82 246V244H81ZM101 248L98 250V253H97V256H106V252L107 250L104 249V246H103V243L100 245ZM80 247V246H79ZM96 247V245H95ZM98 248V247H97ZM161 248V247H160ZM163 249V250H164ZM62 249L60 248V251ZM64 251V249H63ZM156 251V250H155ZM160 251V250H159ZM53 252H55L56 254H53ZM158 254V253H156ZM78 255V254H77ZM159 256L161 254H158ZM157 255V256H158ZM13 256V255H11ZM11 256H5L4 258H2L0 260V264H15V261L13 260V257ZM29 256V255H28ZM74 256V255H73ZM80 256V255H79ZM93 258L91 257L89 261H93L96 259V257ZM156 256V255H155ZM163 256V254H162ZM119 257V256H118ZM112 258V259H111ZM139 258V259H138ZM164 258V257H163ZM71 260V261H69ZM114 260V261H113ZM152 260V259H150ZM96 261V260H95ZM154 261V262H155ZM70 262V263H69ZM148 262V260H147ZM153 262V261H152ZM100 263V262H99ZM21 264H32V261H31V258L30 257H27L26 260H23ZM93 264V263H92ZM148 264V263H147ZM152 264V263H151Z\"/></svg>",
    "mask_w": 264,
    "mask_h": 264
}]
</instances>
